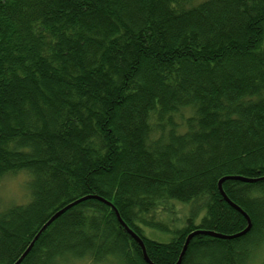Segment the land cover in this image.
<instances>
[{"label": "trees", "instance_id": "16d2710c", "mask_svg": "<svg viewBox=\"0 0 264 264\" xmlns=\"http://www.w3.org/2000/svg\"><path fill=\"white\" fill-rule=\"evenodd\" d=\"M193 3L0 0V182L30 178L28 203L0 209V264H16L85 197L19 264H148L100 199L154 264H176L197 230L206 234L180 264L254 261L264 246V0ZM229 177L262 179L223 182L252 224L239 236L247 219L219 190ZM172 203L190 208L181 227L163 217Z\"/></svg>", "mask_w": 264, "mask_h": 264}, {"label": "rangeland", "instance_id": "374dc122", "mask_svg": "<svg viewBox=\"0 0 264 264\" xmlns=\"http://www.w3.org/2000/svg\"><path fill=\"white\" fill-rule=\"evenodd\" d=\"M204 0H194L195 4L202 2ZM193 3V5H194ZM29 176L20 172L13 176H8L0 182V209L3 210L12 205H21L26 204L29 201L30 193L28 189ZM167 206H165L166 208ZM169 210L168 214H164V219L172 227H181L183 226L186 218L189 216L190 208L188 206L182 205L180 203H172L168 205ZM172 213V214H170ZM170 214V215H169ZM188 214V215H187ZM204 216L200 215L199 220ZM171 218L176 219L175 222H170ZM155 233V235H153ZM146 234L152 236L154 239H160L159 232L155 229H146ZM170 236V235H169ZM165 236V239L169 238ZM164 240V239H163ZM262 249V250H261ZM258 252L254 261L250 264H264V246ZM72 264H93L89 260L82 262H73ZM103 264H118L116 261H109Z\"/></svg>", "mask_w": 264, "mask_h": 264}, {"label": "water", "instance_id": "95a60500", "mask_svg": "<svg viewBox=\"0 0 264 264\" xmlns=\"http://www.w3.org/2000/svg\"><path fill=\"white\" fill-rule=\"evenodd\" d=\"M226 179L241 180V181H245V182H257V181H261L262 179H260V180H249V179L238 178V177H229V178H225V179H223V180H221V181L219 182V190H220V193H221V195L223 196V198H224L228 203H230L233 207H235L239 212H241V213L246 217V219H247L248 226H247V228H246L244 231H242L241 233H239V234L236 235V236H239V235H242V234L246 233V232L251 228L252 224H251V221H250L249 216H248L244 211H242L238 206H236L235 204H233V203L229 200L228 196L226 195V193H225V191H224V189H223V182H224ZM85 199H87V198H86V197H85V198H82V199H80V200L74 202L73 204L68 205V206L65 207L63 210L59 211L58 213H56V214L50 219V221H49V222H48V223L42 228V230L37 234V236L35 237L34 241L31 243L30 247L26 250V252L23 254V256L19 259V261H18L16 264H19V263L25 258V256H26V255L28 254V252L33 248L35 242L38 240V238H39L40 235L43 233V231L46 230V229L49 227V225H50L54 220H56V219H57L62 213H64V212H65L66 210H68L70 207H72L73 205L78 204V203L81 202V201H84ZM100 200L103 201L104 203H106L108 206H110V207L113 209V211L116 213V216L118 217L119 221L122 223V225L126 228V230L128 231V233L131 234V236H132V237L138 242V244H139L140 247L142 248L143 255H144V258H145L146 262H148V263H150V264H153V263L149 260V258H148V256H147V251H146V247H145V244H144L143 239H142L140 236H138V235H137L132 229H130V228L128 227V225H127V224L124 222V220L121 218V216H120L118 210L116 209V207H115L112 203L107 202V201L104 200V199H100ZM198 234H206V232H203V231L197 230V231L191 233V234L187 237L186 242H185V245H184V249H183V252H182V255H181L180 260L178 261L177 264H180V263H181V261H182L184 255H185L186 249H187V247H188L189 242L191 241V239H192L193 237H195L196 235H198ZM210 234H211V235H215V234H213V233H210ZM215 236H218V237H224V236H219V235H215ZM225 238H230V237H225Z\"/></svg>", "mask_w": 264, "mask_h": 264}, {"label": "bare ground", "instance_id": "6f19581e", "mask_svg": "<svg viewBox=\"0 0 264 264\" xmlns=\"http://www.w3.org/2000/svg\"><path fill=\"white\" fill-rule=\"evenodd\" d=\"M182 252H183V251H182ZM181 255H182V253H181ZM181 255H180V257H181ZM147 256H148V255H147ZM148 258H149V257H148ZM149 260H150V259H149ZM179 260H180V258H179ZM109 261H111V262H112V261H116V262H118V264H121L118 260L113 259V258L108 259V260L105 261L104 263H107V262H109ZM150 261H151V260H150ZM73 262H74V261H73ZM73 262H72V263H73ZM151 262H152V261H151ZM72 263H71V264H72ZM147 263H148V262H147ZM177 263H178V262H177ZM177 263H176V264H177ZM102 264H103V263H102ZM148 264H150V263H148ZM153 264H154V263H153Z\"/></svg>", "mask_w": 264, "mask_h": 264}]
</instances>
